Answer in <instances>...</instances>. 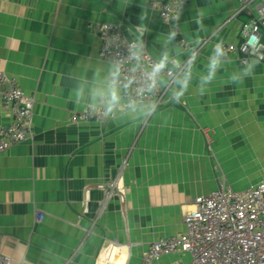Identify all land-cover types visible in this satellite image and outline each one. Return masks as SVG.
<instances>
[{
    "label": "crops",
    "instance_id": "obj_1",
    "mask_svg": "<svg viewBox=\"0 0 264 264\" xmlns=\"http://www.w3.org/2000/svg\"><path fill=\"white\" fill-rule=\"evenodd\" d=\"M239 5L187 1L174 43L190 48L200 9L206 13L200 36L211 41L193 52V87L183 102L140 123L73 121L88 108L87 87L79 104L75 92L105 62L98 34L104 23L120 24L129 41L127 29L149 9L145 39L153 55L162 50L158 41L170 23L151 0H0V71L35 99L33 139L0 153L1 251L14 264H142L152 242L185 233L198 196L222 184L243 191L264 183V60L243 84H226L243 66L239 51L230 52L210 92L195 94L218 40L240 41L251 14L231 19ZM260 5L264 0L251 12ZM261 34L264 42V25ZM8 88L0 81V126L13 120L3 107ZM119 174L124 204L99 188ZM190 259L178 252L152 264Z\"/></svg>",
    "mask_w": 264,
    "mask_h": 264
},
{
    "label": "built area",
    "instance_id": "obj_2",
    "mask_svg": "<svg viewBox=\"0 0 264 264\" xmlns=\"http://www.w3.org/2000/svg\"><path fill=\"white\" fill-rule=\"evenodd\" d=\"M151 1L152 6L159 10L161 17L169 22L188 0ZM238 1L239 8L231 19L243 13L251 15L242 23L240 41L224 43V45L228 54L239 51L240 61L245 64L249 58L245 44L251 29L258 28L257 36L260 42L264 43L261 34V27L264 25V5L258 6L257 14H253L251 8L256 0ZM98 34L102 41L101 57L105 61L106 53L111 51L106 48V41L110 36L119 35L120 47L128 43L120 24L104 23ZM146 41L153 55L149 42L147 39ZM209 41L211 37L203 41L194 55ZM260 60H264V56L260 57ZM0 81L9 84L3 96V107L13 118L10 124L0 126V153H2L15 144L33 139L35 99L28 96L14 79H10L2 71H0ZM159 95L163 97L164 93L161 92ZM167 104L170 103L166 99L161 100L159 108ZM78 119L105 120L102 117L97 119L88 108L74 116L73 121ZM99 188L106 192V198L117 195L120 201L125 203L126 187L121 174L107 184H100ZM104 206L105 203L100 208V212L104 210ZM40 219H42L41 215ZM184 222L185 233L162 237L152 242L143 256L142 264H152L164 256L178 252L191 254L187 264H264V183L243 191H235L227 184H222L210 194L198 196L195 199V208L185 215ZM1 239L0 234V264H14L9 256L2 253Z\"/></svg>",
    "mask_w": 264,
    "mask_h": 264
},
{
    "label": "clouds",
    "instance_id": "obj_3",
    "mask_svg": "<svg viewBox=\"0 0 264 264\" xmlns=\"http://www.w3.org/2000/svg\"><path fill=\"white\" fill-rule=\"evenodd\" d=\"M154 13V10H152ZM182 11H177L170 20V27L163 39L162 50L152 55L145 37L151 33L149 9H142L138 23L127 29L131 39L120 47L119 35H113L106 41V48L111 49L107 60L100 65L99 72H94L91 79H85L77 88L75 103L79 104L87 87V107L97 119H116L127 117L130 121L146 123L157 112L161 100L170 104H180L193 87V52L202 46L200 32L205 30L206 13L197 11L196 39L185 51L174 41L182 34L180 27ZM258 28L251 29L246 40L249 53L247 63L230 74L226 84L240 85L255 75V69L264 56V43L257 36ZM229 57L223 40L213 46L207 64V73L199 77L195 85V94L207 95L217 71ZM163 92L161 97L159 93Z\"/></svg>",
    "mask_w": 264,
    "mask_h": 264
},
{
    "label": "bare ground",
    "instance_id": "obj_4",
    "mask_svg": "<svg viewBox=\"0 0 264 264\" xmlns=\"http://www.w3.org/2000/svg\"><path fill=\"white\" fill-rule=\"evenodd\" d=\"M118 247H119V246L114 245V253H115V250H117Z\"/></svg>",
    "mask_w": 264,
    "mask_h": 264
}]
</instances>
